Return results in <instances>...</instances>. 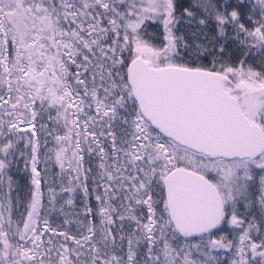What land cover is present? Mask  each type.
<instances>
[{
    "label": "snow or ice",
    "instance_id": "obj_1",
    "mask_svg": "<svg viewBox=\"0 0 264 264\" xmlns=\"http://www.w3.org/2000/svg\"><path fill=\"white\" fill-rule=\"evenodd\" d=\"M0 264H264V0H0Z\"/></svg>",
    "mask_w": 264,
    "mask_h": 264
}]
</instances>
